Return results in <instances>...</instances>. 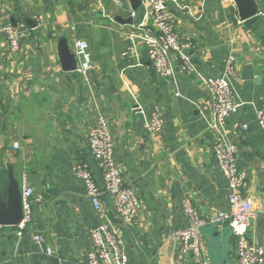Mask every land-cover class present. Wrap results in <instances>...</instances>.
<instances>
[{"label":"crops","instance_id":"0c3cea01","mask_svg":"<svg viewBox=\"0 0 264 264\" xmlns=\"http://www.w3.org/2000/svg\"><path fill=\"white\" fill-rule=\"evenodd\" d=\"M119 1L122 7L115 0H0L3 191L6 195L11 167L20 188L25 172L35 195L43 197L21 238L15 227L0 225V264H90L89 231L101 221L74 167L88 163L102 184L88 146L100 115L108 120L123 178L141 203L137 223L127 225L113 198H102L130 264H197L180 252L175 236L188 226L185 201L207 217L228 208V184L213 152L215 136L206 129L211 105L204 85L181 71L176 55L174 78L156 74L138 38L136 56L124 57L131 36L140 35L137 27L144 24L152 32L154 26L142 3L135 11L129 0ZM252 2L258 13L249 19L241 18L235 0H181L180 8L168 7L176 17V34L193 45L186 53L205 76H221L234 58L231 83L245 105L228 119L227 129L238 147V167L248 173L245 196L256 215L248 236L264 248V134L256 122V111H264V0ZM8 25L25 35L17 53L2 34ZM60 37L72 54L76 38L88 42V77L64 71ZM155 111L164 120L157 136L144 127ZM201 238L202 264H238L236 238L227 225L204 228Z\"/></svg>","mask_w":264,"mask_h":264},{"label":"built area","instance_id":"2783aa9c","mask_svg":"<svg viewBox=\"0 0 264 264\" xmlns=\"http://www.w3.org/2000/svg\"><path fill=\"white\" fill-rule=\"evenodd\" d=\"M181 0H142L145 17L152 21L154 31H149L144 24L137 27L140 35H132L124 57L136 56V38L140 39L147 49L149 60L156 74L172 79L175 77V64L172 55L178 57L179 68L189 76L200 80L204 85L211 105V121L207 131L215 136L213 145L214 157L218 168L223 173L229 188L228 208L214 216H203L190 201L184 203V214L188 226L175 234L179 240L180 252L193 258L197 264L204 260L201 232L210 226L227 225L236 238V259L238 264H264V248L255 245L249 239L248 232L255 218L252 202L245 196L248 188V173L238 167V147L231 140L227 121L245 105L235 94L231 83L234 74V58L230 57L225 72L219 77H207L196 66L186 50L192 48L191 41H181L176 34V17L169 10L168 3L180 8ZM122 7V2L115 0ZM37 27L41 17H35ZM72 30H75L72 28ZM2 34L9 41L14 53L21 49L24 34L15 26L8 25ZM73 54L77 59V73L88 77L92 66V54L86 40L76 38L73 42ZM181 97L180 93H176ZM136 110V109H133ZM256 122L264 134V111H256ZM145 129L153 136L160 134L164 120L158 111L145 119ZM247 131L248 126L244 125ZM88 146L91 155L98 162L102 172V184H97L90 165L86 162L75 164L74 172L86 189L94 211L100 218V225L89 231L91 250L88 254L90 264H130L122 238L113 225L102 198L109 195L114 200L116 213L127 225H135L138 220L141 203L135 189L126 184L121 169L116 161L113 136L105 116L97 118L95 126L88 134ZM18 149V145L14 146ZM22 220L16 228L17 238H21L30 226L34 204H42L43 197L36 196L30 185L28 175L24 172L21 178ZM40 234L34 236L36 242L42 240ZM52 255V248L47 249Z\"/></svg>","mask_w":264,"mask_h":264},{"label":"water","instance_id":"95a60500","mask_svg":"<svg viewBox=\"0 0 264 264\" xmlns=\"http://www.w3.org/2000/svg\"><path fill=\"white\" fill-rule=\"evenodd\" d=\"M129 1L135 11L142 3L141 0ZM235 1L239 7L242 19L252 18L258 13L257 7L252 0ZM58 50L64 71H76L77 59L75 55L71 53L66 38H59ZM2 173L3 171L0 168V225L6 227H17L22 220L23 214L20 184L14 176L13 169L11 167H7L8 183L6 195H4L3 183L1 181Z\"/></svg>","mask_w":264,"mask_h":264}]
</instances>
